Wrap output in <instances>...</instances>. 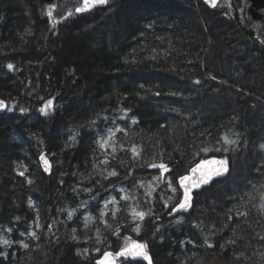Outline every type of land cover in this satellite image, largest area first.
Masks as SVG:
<instances>
[{"label":"trees","instance_id":"obj_1","mask_svg":"<svg viewBox=\"0 0 264 264\" xmlns=\"http://www.w3.org/2000/svg\"><path fill=\"white\" fill-rule=\"evenodd\" d=\"M61 1L0 0V264H95L135 240L152 264H264V25L242 3ZM211 156L228 174L170 216Z\"/></svg>","mask_w":264,"mask_h":264},{"label":"snow or ice","instance_id":"obj_2","mask_svg":"<svg viewBox=\"0 0 264 264\" xmlns=\"http://www.w3.org/2000/svg\"><path fill=\"white\" fill-rule=\"evenodd\" d=\"M107 0H82L83 6L77 7L75 9L76 13H82L86 11H90L92 8L97 6L98 4H104ZM211 2L214 4L215 0H211ZM68 15H71L69 13ZM48 16H52V12H48ZM7 67L9 69L13 68L12 64H8ZM5 105L3 101H0V108H4ZM53 107V101L48 100L46 104L40 109L42 113L47 114V112ZM27 111L26 109H21V112ZM112 135L111 130H109V137ZM109 137H102L97 141V143L100 145L101 148L105 147L109 143ZM70 139H72L70 137ZM226 143H235V141L228 140L225 138ZM261 147H264L262 145ZM134 155H138L135 147L132 149ZM207 151V149H205ZM224 151H227V149H224ZM41 159L43 160L45 164V171H48L50 169L49 162L47 158L42 154ZM107 163V161H105ZM211 165L212 167L208 168L207 171H204L205 166ZM151 167H159L163 169L164 171H167V167L164 164L160 165H150ZM229 171L228 168V161L226 159H211V160H201L199 164H196L195 167L190 169V172L188 175L180 176L179 177V186L183 189V198L180 200V202L172 209V212H178L181 210H186L188 207H190V201H191V190L194 188H199L201 185L209 183L211 180H213L216 177H220L225 175ZM197 173H199V176H197ZM20 175H23V173H20ZM109 176H115L117 173L113 170L112 172L108 173ZM31 183V181H29ZM169 187L172 188L173 192H176L177 189L172 186L171 181L169 182ZM262 198H264V193H261ZM122 199H128L127 196L122 197ZM115 198H113V201L109 203H114ZM171 214V213H170ZM115 215V213H113ZM136 216H139L141 219L144 218L146 215L143 212H136ZM72 213H69V218H71ZM85 227H87V224H85ZM8 231H11L9 229ZM76 231L75 229L73 230ZM137 232H139V227L136 229ZM30 235L35 237V233H31ZM99 237V232H98ZM75 238V237H74ZM0 243H3L5 245L9 244L10 241L7 239L0 238ZM23 247L27 248V244H23ZM211 247V245H209ZM99 251V249H98ZM2 255V253H0ZM117 257H125V258H137V257H143L144 260L148 261V264H151V259L147 252V246L144 243H140L138 241H132L130 244H126L124 247H122L118 252H108L105 251L103 253L102 259L97 261V264H114L115 258Z\"/></svg>","mask_w":264,"mask_h":264},{"label":"water","instance_id":"obj_3","mask_svg":"<svg viewBox=\"0 0 264 264\" xmlns=\"http://www.w3.org/2000/svg\"><path fill=\"white\" fill-rule=\"evenodd\" d=\"M42 1H43L44 3H46L47 5H53V4L55 3L56 0H42ZM247 1H248V3H247V5H246V7H245V11H244L245 20H246L248 23L259 22V21H261V22L264 23V0H247ZM107 2H108V0H107ZM107 2L104 3V4H98L97 6H95L94 8H92L90 11H86V12H82V13H76V12H75V13H76V14H84V13H87V12H92V11H95V10H98V9H101V8H104V7L107 5ZM201 2H202L205 6H207L208 8H214V7H216V6L220 3V0H215V3H214V4L211 2V0H201ZM81 6H83V4H82V0H80L79 4L76 5V7L74 8V11H75V9H76L77 7H81ZM0 101H3V103H4V105H5L4 108H0V112H4L5 109H6V102H5V100H3L2 98H0ZM211 159H222V158H220V157H218V156H211V157H207V158H204V159H201V160H211ZM201 160H199L198 162H196L191 168L195 167L196 164H199ZM210 167H212V166H211V165H207V166H205L204 171H207V169L210 168ZM191 168H190V169H191ZM228 168H229V165H228ZM189 172H190V170H189ZM189 172L186 173V174H184V175H188ZM228 172H229V171H228ZM228 172H227L225 175H223V176H220V177H216V178H214L213 180H211V181H210L209 183H207V184L201 185L199 188H194V189H192V190H191V193H190V195H191L190 207H188L186 210H181V211H178V212H172V210H171V212H170V213H171L170 216H174V215H176V214H178V213H182V212H188V211H190V210H191V207H192L193 193L196 192V191H200V190L206 188L207 186H209L210 184H212L216 179H219V178H222V177L226 176V175L228 174ZM184 175H181V176H184ZM197 176H199V173H197ZM177 185H178V187H179V189H180V191H181V198H180V200H181V199L183 198V189L180 188V186H179V178L177 179ZM180 200L174 205V207H176V205L180 202ZM174 207H173V208H174ZM173 208H172V209H173ZM135 241H138V242H140V243H143V242H141V241H139V240H135ZM131 242H132V241H131ZM131 242H129L128 244H130ZM119 250H120V249H119ZM119 250H118V251H119ZM106 251L115 253V252L112 251V250H106ZM118 251H117V252H118ZM104 252H105V251H104ZM104 252H102V253L98 256V258L95 260V264H97V261H99L100 259H102V257H103V253H104ZM147 252H148V255H149L150 259H151V264H152L151 254H150V252H149L148 250H147ZM120 258L131 259V260H142V261H144L146 264H148V261H147V260H144L143 257H137V258H135V259L130 258V257H129V258H125V257H117V258H115L114 264H117V261H118Z\"/></svg>","mask_w":264,"mask_h":264},{"label":"rangeland","instance_id":"obj_4","mask_svg":"<svg viewBox=\"0 0 264 264\" xmlns=\"http://www.w3.org/2000/svg\"><path fill=\"white\" fill-rule=\"evenodd\" d=\"M69 1H74V0H62L61 3H62V5H64L65 3H68ZM241 3L243 4V9L242 10L245 11V9H244L245 8V1L244 0H242V1L241 0H222L220 2V5L223 6V7L230 8L232 5L238 6V4H241ZM253 28L258 31L259 30V25H254ZM217 102H218V104H217ZM214 103H216L217 105L214 104ZM219 104L221 105L222 103L221 102L219 103V101H216V100L215 101L212 100V110L215 109V107L219 108ZM222 159H225V158H222ZM129 242H131V241H129ZM117 264H120V260L117 261Z\"/></svg>","mask_w":264,"mask_h":264},{"label":"flooded vegetation","instance_id":"obj_5","mask_svg":"<svg viewBox=\"0 0 264 264\" xmlns=\"http://www.w3.org/2000/svg\"><path fill=\"white\" fill-rule=\"evenodd\" d=\"M222 0H220V2H221ZM247 3H248V1L247 0H245V7H246V5H247ZM218 5H220V3L218 4ZM217 5V6H218ZM215 8V7H214ZM245 9V8H244ZM245 17V16H244ZM259 22H261V21H259ZM253 23H255V22H253ZM263 25H264V23L263 22H261Z\"/></svg>","mask_w":264,"mask_h":264}]
</instances>
